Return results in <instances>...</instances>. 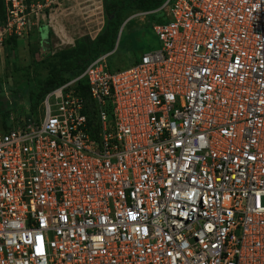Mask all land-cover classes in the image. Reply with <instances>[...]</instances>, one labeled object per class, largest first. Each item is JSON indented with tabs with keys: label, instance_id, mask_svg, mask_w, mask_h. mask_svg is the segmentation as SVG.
Masks as SVG:
<instances>
[{
	"label": "built area",
	"instance_id": "2783aa9c",
	"mask_svg": "<svg viewBox=\"0 0 264 264\" xmlns=\"http://www.w3.org/2000/svg\"><path fill=\"white\" fill-rule=\"evenodd\" d=\"M3 2L0 53L53 3ZM160 11L159 50L0 127V264H264V0Z\"/></svg>",
	"mask_w": 264,
	"mask_h": 264
},
{
	"label": "rangeland",
	"instance_id": "374dc122",
	"mask_svg": "<svg viewBox=\"0 0 264 264\" xmlns=\"http://www.w3.org/2000/svg\"><path fill=\"white\" fill-rule=\"evenodd\" d=\"M53 1L50 7L43 9L47 16L54 9L65 7L62 0H27L28 12L32 13L33 7L37 4L45 5ZM60 2V5H58ZM71 16L82 14L89 10L90 18L96 16L100 10L102 18L105 19L102 0H84L80 4L69 5ZM88 8V9H87ZM63 9V8H62ZM5 6L3 0H0V26L5 22ZM140 13L134 14L127 18L124 26V39L131 43L133 57L114 55L110 60L112 69H124L133 66L142 55L155 52L160 49V41L152 27L149 26V16H139ZM47 16L43 19L42 14L31 15L35 25L29 30V35L20 40L17 44L14 38L7 41L5 50L0 53V100L15 103L13 99L14 92L11 90H20L17 99V109H13L17 114H23L29 110V102L36 96L39 89L55 78L59 69V61L63 54L69 52L74 46L60 44L55 35L49 36L45 24H49ZM145 18L142 25V18ZM86 18V16H85ZM147 18V19H146ZM85 20V19H83ZM90 27L71 30L70 32L76 38L79 34L93 32ZM109 63V60H108ZM109 65V66H110ZM3 90V91H2ZM5 98V99H4ZM11 110V111H13ZM10 111V112H11ZM7 124L6 118H0V127ZM9 125V123H8Z\"/></svg>",
	"mask_w": 264,
	"mask_h": 264
},
{
	"label": "trees",
	"instance_id": "16d2710c",
	"mask_svg": "<svg viewBox=\"0 0 264 264\" xmlns=\"http://www.w3.org/2000/svg\"><path fill=\"white\" fill-rule=\"evenodd\" d=\"M165 1L166 0H102L105 15V26L103 30L96 39H92L90 36H84L78 39L75 42V46L71 48L69 52L62 55L55 78L42 86L39 89L38 94L33 96L29 102L28 111H36L42 99L48 92L81 76L86 68L101 56L111 54L108 57L109 65L110 60L114 55L133 57L131 43L124 39V29L120 35L121 27L125 24L129 16L141 12L150 13L151 20L149 21V26L151 27L153 24L165 23L167 21L165 14L160 11V8ZM48 34L49 36H53L51 30H48ZM14 41L17 44L20 40L14 38ZM138 61L139 60H137L136 63ZM110 69H112L111 65ZM11 91L15 93L13 99L16 101H14V104L12 102L10 103L0 100V118H6L7 116V121L12 112H17L13 109H17V99L20 96V90ZM77 91L84 99L85 114L90 121L95 120L97 107L86 80H81L79 82Z\"/></svg>",
	"mask_w": 264,
	"mask_h": 264
},
{
	"label": "crops",
	"instance_id": "0c3cea01",
	"mask_svg": "<svg viewBox=\"0 0 264 264\" xmlns=\"http://www.w3.org/2000/svg\"><path fill=\"white\" fill-rule=\"evenodd\" d=\"M83 1L84 0H62L60 2H62L65 7H59L57 9H54V13L51 12L49 16V24H45L44 27H46L47 30L52 31V33L55 35L56 39L59 41L60 44H68L70 46H74L75 42L84 36H90L92 39H96V37L103 30L105 26V19L102 18L103 14L100 10H98L99 12L96 16H93L92 19L90 18L91 15L89 14V10H86V12H83L82 14H75L74 16H71L72 14L70 13V10L67 9L70 7L69 5H74L75 3L80 4V2L83 3ZM60 2L58 5H60ZM149 14L150 13L141 12L139 16H149L148 20L150 21L151 16ZM142 20V25H146L144 24V17L142 18ZM84 26H87L89 28L91 27L94 31L89 33L87 32L85 34H79L78 36H76V38H74V33L72 34L70 31L72 29L75 30L84 28Z\"/></svg>",
	"mask_w": 264,
	"mask_h": 264
},
{
	"label": "water",
	"instance_id": "95a60500",
	"mask_svg": "<svg viewBox=\"0 0 264 264\" xmlns=\"http://www.w3.org/2000/svg\"><path fill=\"white\" fill-rule=\"evenodd\" d=\"M126 23H127V21H126L125 24H123V26L121 27L120 35H121L122 30H123L124 26L126 25ZM119 37H120V36H119Z\"/></svg>",
	"mask_w": 264,
	"mask_h": 264
}]
</instances>
